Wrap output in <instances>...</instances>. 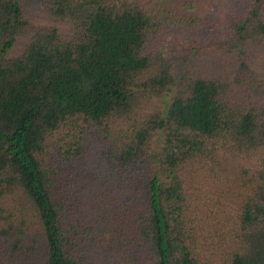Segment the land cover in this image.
I'll return each mask as SVG.
<instances>
[{
	"label": "trees",
	"instance_id": "obj_1",
	"mask_svg": "<svg viewBox=\"0 0 264 264\" xmlns=\"http://www.w3.org/2000/svg\"><path fill=\"white\" fill-rule=\"evenodd\" d=\"M0 264H264V0H0Z\"/></svg>",
	"mask_w": 264,
	"mask_h": 264
}]
</instances>
